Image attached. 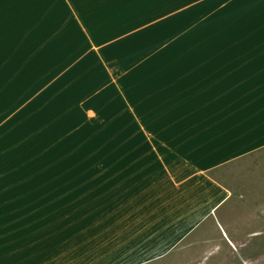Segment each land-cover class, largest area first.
I'll return each mask as SVG.
<instances>
[{
	"label": "rangeland",
	"instance_id": "374dc122",
	"mask_svg": "<svg viewBox=\"0 0 264 264\" xmlns=\"http://www.w3.org/2000/svg\"><path fill=\"white\" fill-rule=\"evenodd\" d=\"M52 1L0 38V264H115L133 68L258 28L264 0ZM212 174L232 193L218 217L139 264H264V148Z\"/></svg>",
	"mask_w": 264,
	"mask_h": 264
},
{
	"label": "crops",
	"instance_id": "0c3cea01",
	"mask_svg": "<svg viewBox=\"0 0 264 264\" xmlns=\"http://www.w3.org/2000/svg\"><path fill=\"white\" fill-rule=\"evenodd\" d=\"M52 5L0 0L5 46ZM255 27L205 36L209 40L193 47L167 51L177 54L169 60L133 68L130 100L144 107L132 104L124 127L129 175L124 171L128 183L120 184L115 200V213L124 215L116 218L114 239L122 252L115 264L164 257L217 218L232 193L213 171L264 148V24ZM116 129L122 134L121 125Z\"/></svg>",
	"mask_w": 264,
	"mask_h": 264
}]
</instances>
